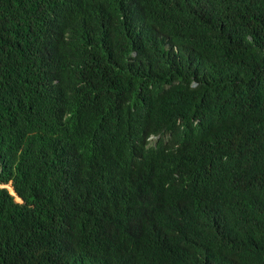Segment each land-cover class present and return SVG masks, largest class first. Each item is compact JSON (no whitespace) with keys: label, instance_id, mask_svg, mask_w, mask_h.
<instances>
[{"label":"trees","instance_id":"obj_1","mask_svg":"<svg viewBox=\"0 0 264 264\" xmlns=\"http://www.w3.org/2000/svg\"><path fill=\"white\" fill-rule=\"evenodd\" d=\"M0 264H264V0H0Z\"/></svg>","mask_w":264,"mask_h":264},{"label":"water","instance_id":"obj_2","mask_svg":"<svg viewBox=\"0 0 264 264\" xmlns=\"http://www.w3.org/2000/svg\"><path fill=\"white\" fill-rule=\"evenodd\" d=\"M11 188H12V190H11L10 187H9V189H10L11 192H12V194H13L15 197H18L17 194H16V192H15V190H14V188H13V187H11Z\"/></svg>","mask_w":264,"mask_h":264},{"label":"rangeland","instance_id":"obj_3","mask_svg":"<svg viewBox=\"0 0 264 264\" xmlns=\"http://www.w3.org/2000/svg\"><path fill=\"white\" fill-rule=\"evenodd\" d=\"M9 187H10V189L12 190V188H11V187H12V185H9V186H8V188H9Z\"/></svg>","mask_w":264,"mask_h":264},{"label":"clouds","instance_id":"obj_4","mask_svg":"<svg viewBox=\"0 0 264 264\" xmlns=\"http://www.w3.org/2000/svg\"><path fill=\"white\" fill-rule=\"evenodd\" d=\"M11 191V190H10ZM12 193V192H11Z\"/></svg>","mask_w":264,"mask_h":264}]
</instances>
